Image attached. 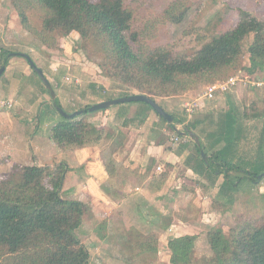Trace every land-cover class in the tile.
<instances>
[{"label": "trees", "instance_id": "16d2710c", "mask_svg": "<svg viewBox=\"0 0 264 264\" xmlns=\"http://www.w3.org/2000/svg\"><path fill=\"white\" fill-rule=\"evenodd\" d=\"M10 2L21 25L42 42L53 32L64 36L76 31L83 41L92 42L98 50L100 47L102 54L98 55L96 64L103 74L116 83L112 88L117 90L116 95H112L103 86H98L97 90L95 84L89 83L95 94L102 92L103 99L133 93H145L153 99L155 96L178 94L200 83L226 79L239 68H243L251 77H264L258 75L264 71V20L255 10L239 8L237 20L232 26L216 23L211 28L205 27L209 33L208 39L191 56H185L173 54L166 45L149 46L140 40L139 33L132 27L133 12L126 5V0ZM186 9L178 0H173L165 6L161 16L178 23L186 16ZM31 10L38 12L40 17L38 30L30 24ZM250 34L252 38L246 49L248 65H245L242 63L243 45ZM10 53L11 50L0 46V65L8 64ZM31 72L41 89L49 95L32 68ZM252 87L263 88L264 85ZM49 98L53 112L58 115L50 127L49 137L61 149H75L102 140L104 142L108 138L103 127L86 117L88 113L105 108L85 110L67 118L55 108L54 103L62 106L58 97L52 100L49 95ZM131 102L139 104V114L153 110L178 135L173 125L181 124V129L196 131L197 122L201 123L202 129L196 133H205L207 137L210 135L213 141H209V146L203 141L197 145L187 137L186 140L192 142L193 147L185 163L199 174H211L212 183L222 174L219 192L227 195L229 203L243 180H248L251 185H259L264 179V176L257 177L264 170V128L258 137L252 139L247 149V142L252 136L244 133L245 127H251L254 123L245 120L238 123L239 114L233 104L227 110H218L216 115L214 110L210 111L201 120L171 114L173 123H168L148 103ZM259 115L264 119V106ZM217 143L222 144L208 155L210 145ZM200 149L207 154V162L201 157ZM105 169L113 183L123 181L136 171L117 164L112 158L105 162ZM66 171L67 163L59 161L52 165L15 162L8 171L0 172V264H87L89 251L80 240L77 229L90 206L78 198L62 196ZM120 171H124V175L121 176ZM166 176L165 171L155 175L151 180L154 187H161ZM222 210L225 211L226 207ZM196 237L194 233H185L168 239L170 264H195ZM206 238L212 252L207 264H264V214L256 218L236 216L228 234L220 225H212L206 232Z\"/></svg>", "mask_w": 264, "mask_h": 264}, {"label": "rangeland", "instance_id": "374dc122", "mask_svg": "<svg viewBox=\"0 0 264 264\" xmlns=\"http://www.w3.org/2000/svg\"><path fill=\"white\" fill-rule=\"evenodd\" d=\"M171 1L173 0H126V5L133 12L132 27L139 33L140 40L149 46L166 45L176 55L191 56L195 49L208 39L209 33L205 27L211 28L216 23L227 27L234 25L239 8L255 10L259 13L260 18L264 20V0H178L181 6L187 8L186 16L181 22L173 23L161 16L163 9ZM29 18L30 24L38 30L40 25L38 12L31 10ZM251 38L252 34L245 38L243 45L242 63L245 65H248L246 49ZM45 40V42H42L41 39L21 25L10 0H0V46L11 50V52L30 54L36 64L46 73V77L51 78V80L48 78L49 81L58 88V99L66 110L70 111L74 107L103 100L101 98L103 96L102 92L95 94L93 88L89 86V83L95 84L96 87H94L98 90V86H102L101 82L94 80L96 78L101 79L99 74L106 77L96 64L99 58L98 55L102 54L100 47L98 50L92 42L83 41L76 31H71L64 36L53 32L51 35L46 36ZM12 57L18 58L17 54L11 55L10 59ZM19 58L24 60L22 57ZM10 59L6 68L8 65L10 69L17 68V65L12 63ZM260 72L258 75L264 76V71ZM234 73L245 74L243 68L237 69ZM66 77L69 79H66ZM255 77L252 76V78ZM75 78H77V81H74ZM108 78V84L103 87L108 93L116 95L117 90L112 88V85L116 83L114 84V81L110 77ZM223 80L225 78H218L215 81ZM208 84L210 82L200 83L184 92L167 96H155L154 99L170 114L183 118L185 116L184 104L193 101ZM236 84L238 85L229 92L234 94L235 97L239 95L238 98H235L237 103L232 102L236 108V113L239 114L238 120L242 119L245 122L254 123L251 127H245L244 131L246 135L252 136L247 142L248 149L252 139L258 137L261 129L264 128V119L259 115L264 106V87L254 88L241 83V81ZM227 92L221 93V96L219 95L220 100L216 101L217 107L214 109L215 115L219 112L218 110L230 108V104L224 102ZM6 97H3V93L0 92V100ZM1 102L0 172H5L8 170L11 160L23 161V157H17V154L9 155V157L4 155L3 139L9 138V135L7 131L3 130V112L7 111L11 117L14 109L6 106V103L3 105ZM4 102H7V100H4ZM50 107L52 108V104H50ZM212 109H207L206 112H210ZM54 114L58 118L55 112ZM94 114L95 112L88 113L86 117L89 121L99 124L101 121L94 117ZM158 121L166 128L168 144L170 146L177 145L171 143L169 136L172 131L161 119L158 118ZM13 125L26 130L32 126L28 123L27 118L20 126L15 123ZM42 125L43 128L46 127L44 122ZM175 126L181 128V124H175ZM104 129L109 131L106 127ZM18 135H21V132ZM124 171H120L119 174L124 175ZM208 175L211 176V174ZM183 186L186 188L184 187V189ZM194 187L195 185H192V182L182 183L183 190L190 192V194L195 193ZM202 187L206 189V185ZM205 189H202L201 198L194 194L198 204H193V201H191L188 205L186 203L183 206H178L174 211L171 208L167 210L170 214L173 211L176 217L183 219V223L180 222L183 225V231H189L197 235L193 256L195 264H207V260L212 255L206 238V232L210 226L220 225L225 234H228L229 229L235 223L236 216L256 218L264 214V179L259 185H251L248 180H243L241 186L239 185V189L233 192L234 197L231 203H229L227 197H224V194L222 195V192L220 198L213 197L215 191ZM209 191L211 192L209 193ZM205 195H208V197ZM62 196L66 198L73 197L66 191L62 193ZM212 200H214V203H212ZM86 203L88 204V201ZM164 205L166 208L170 207L167 202ZM223 207H226L225 211L222 210ZM124 210L119 208L115 212L108 211L106 214H96L93 213L90 206V209L83 214L77 234L89 251L87 264H170V250L167 241L170 237L175 236L178 231L174 229L177 227L171 226L175 224L172 221L175 216L168 215L162 218L161 221H157L158 226L166 227L163 229L164 231L160 230L161 232H159V229H154L152 223L143 224L133 218H123ZM108 219L109 221H107Z\"/></svg>", "mask_w": 264, "mask_h": 264}, {"label": "crops", "instance_id": "0c3cea01", "mask_svg": "<svg viewBox=\"0 0 264 264\" xmlns=\"http://www.w3.org/2000/svg\"><path fill=\"white\" fill-rule=\"evenodd\" d=\"M10 61L15 63L17 68L10 69L8 65L3 75L0 76V92L3 93V97L7 96L0 101L1 103L4 100L9 101L5 105L14 109L11 117L7 111L3 112V130L9 135V138L3 139V152L6 157L15 154L17 157L22 156L23 161L11 160L8 170L15 162L52 165L64 161L67 163V171L61 193L66 191L73 196L72 198L88 201L91 210L96 214L115 212L119 208L125 209L123 218H133L143 224L152 223L154 229H159V232L166 227L158 226L157 221H161L168 215L175 216L173 212L175 208L186 203L188 205L191 201L193 204H198L194 194L201 198L202 189H205L202 186L206 185L205 190H214L213 197L220 198L219 189L223 175L219 174L212 183L211 176L199 174L189 167L185 163V158L192 151V142L184 140L177 145L170 146L167 141L166 128L158 121L156 114L151 110L139 114V104L136 102L117 103L95 112L94 117L101 121L98 125L109 130L106 131L108 138L104 142L102 140L101 143L75 149H61L49 137L50 127L57 119L50 107L49 95L39 86L27 61L14 57ZM99 75L101 79L96 78L94 81L101 82V85L106 87L109 78ZM51 84L58 97V88L54 83L51 82ZM231 89L226 91L228 97L225 95L224 102L228 105L232 102L237 103L235 98L239 97V95L235 97L234 94H230ZM219 95L217 94L213 99H199L192 116L193 119L204 118V115L209 113L206 112L207 109L213 108L211 110L213 111L217 107L216 101L220 100ZM26 118L32 125L30 129L18 128L17 125L12 126L13 123L20 126ZM242 121L240 119L238 123ZM43 122L46 124L45 128H43ZM201 129V123L197 122L196 131ZM19 132L21 135H18ZM197 134L200 141L208 146L209 141H213L210 135L207 137L205 133L204 135L203 133ZM220 144L222 143L210 145L208 155L219 148ZM109 158L114 159L117 164H123L124 167L136 171L130 173L123 181L113 183L105 169V162ZM164 171L167 172L164 183L161 187H154L152 178ZM184 182H192V185H195V193L190 194L183 190L182 183ZM205 196L208 197V195ZM224 197L227 195L224 194ZM166 202L170 207H165ZM170 208L173 210L171 214L167 211ZM172 221L175 224L171 226L177 227L174 229L178 230L175 236L189 232L183 231V225L180 224V222L183 223V219L175 216Z\"/></svg>", "mask_w": 264, "mask_h": 264}, {"label": "water", "instance_id": "95a60500", "mask_svg": "<svg viewBox=\"0 0 264 264\" xmlns=\"http://www.w3.org/2000/svg\"><path fill=\"white\" fill-rule=\"evenodd\" d=\"M10 54H12V55L17 54V55H20L26 59L29 66L37 73L38 77L40 78V80L42 81L44 86L47 88L51 99L55 100L57 95H56L54 87L52 86L49 79L46 77L42 68L36 64V62L33 60L31 55L26 53V52H11ZM5 66H6L5 63H2L0 65V75L2 74L3 70L5 69ZM131 101H144V102L148 103L159 115H161L164 119H166V121L168 123L173 122V116L168 111H166L155 99L151 98L149 95H147L145 93H133V94L118 96V97H114V98H106V99H103L101 101L92 103L87 107L74 109L73 111H66L62 106H60L57 103H54V105H55L56 110L61 115L65 116L67 118H72L78 114L83 113L85 110L95 111L98 109L107 108V107L114 105V104H117V103L131 102ZM173 130L182 136L188 137L189 139L194 141L197 145H200V137L195 131H193L191 129H187V128L181 129L175 125H173ZM200 155L207 162V154L205 153V151L203 149H200ZM263 176H264V170L262 172H260L259 174H257L258 178H261Z\"/></svg>", "mask_w": 264, "mask_h": 264}, {"label": "built area", "instance_id": "2783aa9c", "mask_svg": "<svg viewBox=\"0 0 264 264\" xmlns=\"http://www.w3.org/2000/svg\"><path fill=\"white\" fill-rule=\"evenodd\" d=\"M66 79H69V78L66 77ZM74 81H77V78H75ZM238 81H241V83H244L248 86L264 85V77L252 78L247 73H245V74L236 73V74L229 76L228 78H226L223 81H215L213 83L205 85L202 92H200V94L196 98H194L193 101H191L189 103L186 102L184 104L183 107H184V114H185L186 118L189 119L192 117L194 110L197 107V101L199 99H203V98L213 99L216 97L217 94H221V93H224V92L230 90L232 87H234L236 85V83ZM5 103L6 104L9 103V101H7V102L3 101V104H5ZM169 137H170L172 144H177V143L187 139L186 136L178 135L175 132H171V135Z\"/></svg>", "mask_w": 264, "mask_h": 264}]
</instances>
